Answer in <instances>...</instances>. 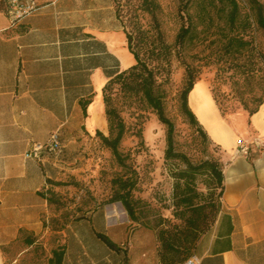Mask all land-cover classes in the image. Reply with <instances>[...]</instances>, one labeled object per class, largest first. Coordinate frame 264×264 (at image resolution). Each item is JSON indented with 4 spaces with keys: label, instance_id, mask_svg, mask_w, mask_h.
Returning a JSON list of instances; mask_svg holds the SVG:
<instances>
[{
    "label": "crops",
    "instance_id": "1",
    "mask_svg": "<svg viewBox=\"0 0 264 264\" xmlns=\"http://www.w3.org/2000/svg\"><path fill=\"white\" fill-rule=\"evenodd\" d=\"M35 1L37 9L13 25L0 11V264H49L54 249L63 250L61 264H122L100 207L52 225L57 214L45 189L59 172L53 156L26 153L55 130L66 149L106 134L104 86L134 60L124 31L102 7ZM188 104L218 147L223 173L215 220L191 255L199 264H264V101L251 115L224 116L198 80ZM238 138L250 142L247 154L236 153Z\"/></svg>",
    "mask_w": 264,
    "mask_h": 264
},
{
    "label": "rangeland",
    "instance_id": "2",
    "mask_svg": "<svg viewBox=\"0 0 264 264\" xmlns=\"http://www.w3.org/2000/svg\"><path fill=\"white\" fill-rule=\"evenodd\" d=\"M76 1L81 8L102 7L104 15L114 16L122 30H130L135 16L146 28L151 26L149 15L137 7L139 0ZM259 1L264 4V0ZM157 2L160 5L157 19L163 39L171 45V53L167 55L169 62L159 68L156 76L164 113L174 125V151L185 154L193 164L206 159L217 160L216 146L198 133L182 114L180 93L189 77L195 81L205 80L224 116L240 112L248 114V110L264 98V65L259 61V54L264 53V29L254 22L247 0H237L240 18L248 17L251 23L244 31L245 39L250 41L249 49L235 52L233 47L224 45L228 32L222 31L223 19L218 17L217 8L211 10L213 23L208 21L207 28L200 31L191 44L176 46L175 36L181 24L186 22V10L193 14L192 2ZM216 4L219 8L218 1ZM6 8V0H0V11L7 12ZM250 68L254 69L253 73H241ZM131 85L127 79L125 83L122 80L110 83L105 89L110 106L125 125L119 148L123 154H129L127 166L118 165L97 135L78 138L77 142H83L74 149L65 146L61 155L53 156L59 173L56 179H48L53 183L47 182L45 189L57 214L52 225L64 226L81 211L100 207L107 216L109 236L119 247L122 264L177 262L190 250L192 252V249L186 251L184 248L191 235L188 232L191 222L206 220V229L213 224L221 197L219 187L205 169L191 175L187 181L177 178L176 174L184 164L175 158H165L166 126L141 95L130 88ZM133 170L136 172L133 190L136 220L129 218L120 201L108 202L114 189L112 178ZM186 195L192 199L189 205L182 201ZM112 210L123 213L112 216ZM162 234L172 247L162 244ZM45 261L46 257L43 258Z\"/></svg>",
    "mask_w": 264,
    "mask_h": 264
},
{
    "label": "trees",
    "instance_id": "3",
    "mask_svg": "<svg viewBox=\"0 0 264 264\" xmlns=\"http://www.w3.org/2000/svg\"><path fill=\"white\" fill-rule=\"evenodd\" d=\"M192 2L193 14L186 10V22H183L178 29L175 36L174 45L183 46L184 44H191L196 35L207 28V23L210 21L213 23L211 10L217 8L218 17L223 19L222 31H227V41L225 46L233 47L235 52H241L242 49H249L250 41L245 39L244 31L246 27H250L251 23L248 17L245 19L240 18V6L237 0H189ZM219 2V8L216 2ZM248 8L251 12L256 25L264 29V4L259 0H247ZM140 11L149 15L151 20V26L146 28L140 21L138 16H135V20L132 21L130 30L124 28V33L127 39V48L133 57L134 62L126 69L122 70L110 80L104 86L103 99L105 105V114L108 123V135L97 131V135L102 144L108 148L113 155L114 159L121 167H126V160L129 158V154H123L119 148L121 139L125 132V125L122 118L117 111L110 106L109 98L105 95V89L110 83L125 81L129 79V83H132L131 87L134 91L141 95L147 105L151 107L158 120L166 126V159H178L184 164V168L178 170L176 176L178 179L187 181V179L194 175L196 172H200L205 169L209 175L215 180L219 187V193L222 195L223 191V173L221 167V161L218 159H206L198 164H193L183 153L174 151L173 133L174 125L170 119L165 115L163 108V96L159 90V83L157 82V71L161 66L169 62L167 55L171 53V45L167 44L163 39L162 32L157 19V12L160 9V5L157 0H139L137 6ZM220 27V26H217ZM241 27L242 29L240 30ZM239 28V32H235ZM261 65H264V53L259 54ZM261 69L262 68H258ZM257 69V70H258ZM253 68L242 70L241 73L249 75L253 73ZM256 70V69H255ZM194 78H188L187 83L180 93V108L183 115H185L188 121L194 125L202 136L210 140L204 131L202 125L199 123L195 113L192 111L188 104V94L191 91L194 83ZM215 100V99H214ZM264 101L261 98L254 108L248 110V114L254 113L259 105ZM217 104V103H216ZM112 184L114 186L111 197L108 202L120 201L123 208L127 212L131 220H136V200L133 198V190L136 187V172L133 170L125 175H120L112 178ZM51 182V180H47ZM55 184H62L61 182H54ZM46 192V191H45ZM44 193V192H43ZM47 193V192H46ZM48 195V193H47ZM48 202L53 201L52 198L47 196ZM183 203L189 205L192 201L191 197L184 196ZM219 206V205H218ZM218 211V209H217ZM206 220L192 221L188 232L191 234L190 238L184 244L186 251L193 250L194 245L199 236L206 231ZM110 246L114 244L108 239L107 236H101ZM162 244L166 247H172L168 244L163 234L160 236ZM170 249V248H169ZM190 253L177 262H171L168 264H180ZM63 256V250L54 249L52 251V257L49 259V264H61ZM161 264H165L162 260ZM167 264V263H166Z\"/></svg>",
    "mask_w": 264,
    "mask_h": 264
},
{
    "label": "built area",
    "instance_id": "4",
    "mask_svg": "<svg viewBox=\"0 0 264 264\" xmlns=\"http://www.w3.org/2000/svg\"><path fill=\"white\" fill-rule=\"evenodd\" d=\"M7 16L10 25L15 24L22 17L34 12L37 9L35 0H6ZM249 143L243 138L236 140L237 154H247L249 150ZM63 150V145L60 137V131H53L45 143H33L30 150L26 153V157L41 159L42 155L59 156ZM180 264H199V259L195 255L187 257Z\"/></svg>",
    "mask_w": 264,
    "mask_h": 264
},
{
    "label": "bare ground",
    "instance_id": "5",
    "mask_svg": "<svg viewBox=\"0 0 264 264\" xmlns=\"http://www.w3.org/2000/svg\"><path fill=\"white\" fill-rule=\"evenodd\" d=\"M201 102H203V100ZM203 116L207 119V121H209V122L211 121L206 113H203ZM118 213H123V211L122 210H112L111 211L112 215H115V214H118Z\"/></svg>",
    "mask_w": 264,
    "mask_h": 264
}]
</instances>
